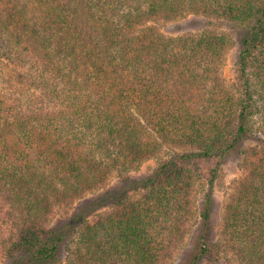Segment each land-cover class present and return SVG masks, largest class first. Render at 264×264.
<instances>
[{"label": "trees", "instance_id": "1", "mask_svg": "<svg viewBox=\"0 0 264 264\" xmlns=\"http://www.w3.org/2000/svg\"><path fill=\"white\" fill-rule=\"evenodd\" d=\"M187 14L237 35L241 96L222 78L226 33L160 30ZM4 64L24 69L10 76V92L0 89L9 264H171L198 193V247L186 264H264V0H0ZM256 134L217 233L219 167ZM166 149L155 170L132 175ZM209 159H219L210 175L194 166ZM115 173L117 189L54 226L59 207Z\"/></svg>", "mask_w": 264, "mask_h": 264}, {"label": "rangeland", "instance_id": "2", "mask_svg": "<svg viewBox=\"0 0 264 264\" xmlns=\"http://www.w3.org/2000/svg\"><path fill=\"white\" fill-rule=\"evenodd\" d=\"M160 30L168 36H180L188 33H199L206 29L212 28L219 33H226L230 38L229 49L226 53V58L224 65L222 67V78L229 89L234 91L238 96H241L242 89L239 84L237 77V67H238V54H239V43L237 35L234 31L229 29L227 26H213L210 25L209 19L202 15L197 14H187L176 20L167 22L161 21L158 23ZM23 71L21 67H17L13 64H4L0 67V89L7 90L10 92V76H15L17 71ZM14 83V82H13ZM15 84V83H14ZM27 88V86H26ZM23 92H27L24 88H21ZM9 90V91H8ZM27 94V93H26ZM261 115H257L255 118L256 130L261 127ZM260 131V130H259ZM259 137L262 138V134H256L252 139L247 140L243 143L241 147L235 152L230 154L226 159L223 160L219 167V176L215 187V213H214V226L215 232L219 233L221 228L222 218L224 214V208L227 204L228 197L233 190V187L238 181H240L246 175L247 162L245 160V154L247 151L255 149L259 145ZM172 151L166 149L161 155L144 162L140 170L132 172L134 177H142L148 173H151L155 168L161 163L162 160L167 159L171 156ZM219 159H209V160H199L194 162V166L200 167V169L206 174L210 175L212 171L218 167ZM121 178L119 174L115 173L111 176L106 185L94 190L89 193L85 198L77 200L73 205L66 207H59L56 211L53 219L54 226L63 225L68 222V220L74 216L75 212L81 207L85 206L87 203L105 195L107 192L117 189L120 186ZM133 199H139L141 197L140 192H135L130 194ZM195 200L194 213L191 216L190 230L188 231L185 240L181 244V248L178 250V255L171 264H186L190 261L191 257L194 256L196 248L198 247L197 242V230L200 224V209L199 202L202 198L201 194H197ZM116 206L111 205L110 207L100 210L99 213L92 216L91 220L97 219L100 214L107 211L109 213L116 210ZM3 222V218L1 217ZM9 222H3L5 233L11 234V227ZM76 238H78L76 234ZM219 238V237H218ZM9 259L7 258V252L5 249L0 248V264H9ZM202 264H215L212 262L204 261Z\"/></svg>", "mask_w": 264, "mask_h": 264}]
</instances>
